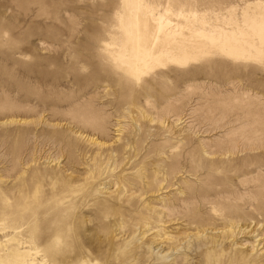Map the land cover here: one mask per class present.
I'll return each instance as SVG.
<instances>
[{
    "label": "rangeland",
    "instance_id": "374dc122",
    "mask_svg": "<svg viewBox=\"0 0 264 264\" xmlns=\"http://www.w3.org/2000/svg\"><path fill=\"white\" fill-rule=\"evenodd\" d=\"M253 1L142 0L209 29L246 27ZM127 2L0 0V249L35 264H264V58L214 51L136 82L104 51L124 39Z\"/></svg>",
    "mask_w": 264,
    "mask_h": 264
},
{
    "label": "bare ground",
    "instance_id": "6f19581e",
    "mask_svg": "<svg viewBox=\"0 0 264 264\" xmlns=\"http://www.w3.org/2000/svg\"><path fill=\"white\" fill-rule=\"evenodd\" d=\"M136 1V11H131L127 2L126 13L121 15L123 41L118 44L107 43L104 48L111 64L136 82L159 68L172 64L186 66L214 51L234 60L254 57L261 61L264 58L262 0L249 2L243 9L246 27L238 20H233V17L226 21L227 26L215 25L210 29L204 16L181 10L177 16H182L184 21H175L170 17L175 14L171 5L164 12L155 13L145 10L142 0ZM196 22H200V27H195ZM256 39L258 42H255ZM8 255L3 248L0 249V261L6 264H35L31 249L13 246L8 249Z\"/></svg>",
    "mask_w": 264,
    "mask_h": 264
}]
</instances>
